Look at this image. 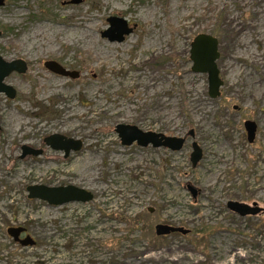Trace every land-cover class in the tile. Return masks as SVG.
Segmentation results:
<instances>
[{
    "label": "rangeland",
    "instance_id": "1",
    "mask_svg": "<svg viewBox=\"0 0 264 264\" xmlns=\"http://www.w3.org/2000/svg\"><path fill=\"white\" fill-rule=\"evenodd\" d=\"M63 1L0 6V54L29 64L5 79L15 98L0 94V264H264V214L228 207L264 206V0ZM111 16L134 27L121 42L102 36ZM199 33L219 41L215 98L208 74L192 70ZM246 120L257 124L252 142ZM120 123L187 141L175 151L123 145ZM52 134L82 147L64 157L46 144ZM23 145L43 154L22 157ZM33 184L94 198L51 205L28 198ZM160 223L191 231L158 236ZM17 225L34 245L14 241Z\"/></svg>",
    "mask_w": 264,
    "mask_h": 264
},
{
    "label": "water",
    "instance_id": "2",
    "mask_svg": "<svg viewBox=\"0 0 264 264\" xmlns=\"http://www.w3.org/2000/svg\"><path fill=\"white\" fill-rule=\"evenodd\" d=\"M83 0H68L63 4H79ZM4 5V0H0V6ZM110 27L102 32V36L110 41L121 42L126 35L132 33L134 27L129 26L126 19L111 16L108 18ZM2 32L0 31V35ZM220 56L218 38L212 34L199 33L195 36L191 43L190 59L193 62L192 70L199 73L208 74L209 95L212 98L219 96L220 88L223 80L220 76V69L217 60ZM45 66L54 73L65 77L78 78L80 72L76 70H68L56 60H47ZM28 70V64L24 59L18 58L11 61L5 60L0 54V94L5 93L11 99L15 98L16 89L5 82L7 76L13 72L25 73ZM244 126L247 131L249 142L255 139L257 124L253 120H246ZM115 130L118 132L123 145H132L137 143L142 147L152 145L153 147H167L172 150H180L185 142V138L181 136H169L162 132L144 131L136 125L120 123L116 125ZM47 145L56 150L64 151V157H68L71 151L80 150L82 147L81 140L66 137L61 134H52L45 138ZM22 157L28 154L39 156L43 153L42 149H35L28 145L22 146ZM202 158V150L196 142L193 143V152L191 153V161L193 166ZM28 198L43 200L51 205H64L70 202H87L94 198L93 193L83 187L73 184L50 186L46 184H33L27 186ZM194 191V190H193ZM196 191H194L195 193ZM256 205V203H254ZM228 207L234 209L243 215L255 214L259 209H254L248 204L239 202H230ZM153 211V210H150ZM26 231L23 226L10 227L8 233L15 241L22 245H33L35 240L31 235L21 238L20 235ZM190 230L182 226H174L170 224H157L155 233L158 236L169 235L174 232L187 234Z\"/></svg>",
    "mask_w": 264,
    "mask_h": 264
},
{
    "label": "flooded vegetation",
    "instance_id": "3",
    "mask_svg": "<svg viewBox=\"0 0 264 264\" xmlns=\"http://www.w3.org/2000/svg\"><path fill=\"white\" fill-rule=\"evenodd\" d=\"M66 1H68V0H65V1H63V2H66ZM63 2H62V4H63ZM66 4H68V3H66ZM66 4H63V5H66ZM4 5H5V0H4ZM4 5H2V6H4ZM68 5H70V4H68ZM216 37V36H215ZM220 54H221V52H220ZM2 56V55H1ZM25 60V59H24ZM26 62H27V60H25ZM46 62V61H45ZM45 62H44V64H45ZM27 64H28V62H27ZM62 65V64H61ZM63 66V65H62ZM64 67V66H63ZM28 68H29V64H28ZM66 68V67H65ZM66 69H68V70H70L69 68H66ZM27 72V71H26ZM54 73V72H53ZM55 74H57V73H55ZM59 75V74H58ZM62 76V75H61ZM246 129V128H245ZM189 134L191 135V134H193V130H191L190 132H189ZM169 136H174V135H169ZM182 137H184L185 138V142L187 141V137H185V136H182ZM185 142H184V144H185ZM194 143V142H193ZM193 143H192V146H193ZM184 146V145H183ZM43 151V150H42ZM43 154V153H42ZM41 154V155H42ZM28 155H32V154H28ZM27 156V155H26ZM33 156H35V155H33ZM239 203H245V204H248V205H250V206H252L254 209H258V208H260L259 209V212H257V213H255V214H260L261 212L264 214V206H260L259 204H258V202H256V201H254L252 204H250V203H246V202H239ZM254 203H256V205H254ZM231 210H234V209H231ZM18 226H23V225H17V226H13V227H18ZM23 227H25V226H23ZM26 228V231H24L23 233H21V235H20V237L21 238H25L27 235H31L30 234V232H29V230H28V228L27 227H25ZM9 229V228H8ZM8 231V230H7ZM191 231V230H190ZM190 231H189V233H190ZM18 243V242H17Z\"/></svg>",
    "mask_w": 264,
    "mask_h": 264
},
{
    "label": "bare ground",
    "instance_id": "4",
    "mask_svg": "<svg viewBox=\"0 0 264 264\" xmlns=\"http://www.w3.org/2000/svg\"><path fill=\"white\" fill-rule=\"evenodd\" d=\"M120 111H123V110H120Z\"/></svg>",
    "mask_w": 264,
    "mask_h": 264
}]
</instances>
